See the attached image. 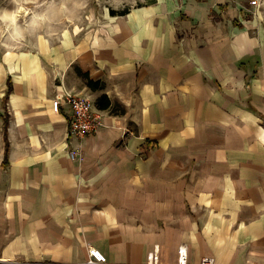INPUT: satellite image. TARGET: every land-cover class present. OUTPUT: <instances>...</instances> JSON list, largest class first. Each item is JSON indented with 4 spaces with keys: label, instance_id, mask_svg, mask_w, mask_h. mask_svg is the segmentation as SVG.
Wrapping results in <instances>:
<instances>
[{
    "label": "crops",
    "instance_id": "crops-1",
    "mask_svg": "<svg viewBox=\"0 0 264 264\" xmlns=\"http://www.w3.org/2000/svg\"><path fill=\"white\" fill-rule=\"evenodd\" d=\"M157 0L52 82L40 54L0 70V264H264V0ZM251 11V12H250ZM250 12V13H249ZM57 78V77H56ZM10 81L11 87L10 90ZM67 92L104 127L70 132ZM107 94L112 105L98 106ZM76 151V157L71 151Z\"/></svg>",
    "mask_w": 264,
    "mask_h": 264
},
{
    "label": "rangeland",
    "instance_id": "rangeland-1",
    "mask_svg": "<svg viewBox=\"0 0 264 264\" xmlns=\"http://www.w3.org/2000/svg\"><path fill=\"white\" fill-rule=\"evenodd\" d=\"M157 0H0V70L5 59L41 55L52 82H84L78 55L91 54L128 13ZM113 10L120 12L113 14ZM129 11V12H130ZM57 77V78H56ZM92 99V98H91Z\"/></svg>",
    "mask_w": 264,
    "mask_h": 264
},
{
    "label": "built area",
    "instance_id": "built-area-1",
    "mask_svg": "<svg viewBox=\"0 0 264 264\" xmlns=\"http://www.w3.org/2000/svg\"><path fill=\"white\" fill-rule=\"evenodd\" d=\"M251 4L257 7V11L261 6L260 0H251ZM251 12V11H250ZM249 12V13H250ZM66 102L72 106L73 115L70 119V132L78 135H90L100 131L105 123L103 114L94 106L93 101L80 94L67 92ZM76 151H71V156L76 157ZM90 257L86 264H104L107 263V256L98 248L90 247ZM189 248L186 244L179 247L178 261L176 263H164L161 261L159 249L156 248L149 253L148 260L142 264H192L189 259ZM17 264H53L46 262H34L18 260L14 261ZM199 264H215V258L205 256Z\"/></svg>",
    "mask_w": 264,
    "mask_h": 264
},
{
    "label": "trees",
    "instance_id": "trees-1",
    "mask_svg": "<svg viewBox=\"0 0 264 264\" xmlns=\"http://www.w3.org/2000/svg\"><path fill=\"white\" fill-rule=\"evenodd\" d=\"M129 11H130V9L124 10L121 13L122 14H126V13H129ZM112 12H113L114 15L120 13V12H118L116 10H113ZM82 73L84 74L85 77H87L88 85L91 88L97 89V88H100L102 86V82L100 80H95V79L91 78L89 72H83L82 71ZM11 89H12V87H11V81H10V90ZM97 103H98V106H100L101 108H107V107H110L112 105L111 99L109 98V96L107 94H104L101 97H99Z\"/></svg>",
    "mask_w": 264,
    "mask_h": 264
}]
</instances>
